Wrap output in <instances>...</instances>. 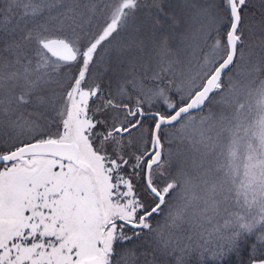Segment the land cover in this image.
Masks as SVG:
<instances>
[{
  "label": "snow or ice",
  "instance_id": "snow-or-ice-1",
  "mask_svg": "<svg viewBox=\"0 0 264 264\" xmlns=\"http://www.w3.org/2000/svg\"><path fill=\"white\" fill-rule=\"evenodd\" d=\"M0 264H264V0H0Z\"/></svg>",
  "mask_w": 264,
  "mask_h": 264
}]
</instances>
